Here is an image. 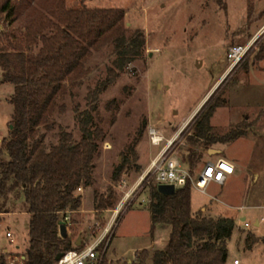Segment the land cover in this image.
Returning <instances> with one entry per match:
<instances>
[{
    "label": "rangeland",
    "instance_id": "rangeland-1",
    "mask_svg": "<svg viewBox=\"0 0 264 264\" xmlns=\"http://www.w3.org/2000/svg\"><path fill=\"white\" fill-rule=\"evenodd\" d=\"M10 1L15 4L22 0ZM3 2L0 0V5ZM80 6V0H65L68 10ZM86 7L124 11L125 26L130 34L142 31L146 46L141 60L120 73L97 100L92 94L109 78L108 69L113 65L114 55L112 48L93 53L88 59L83 84L75 88L74 96L67 102V113L56 116L52 132L44 131L47 143H57L62 131L59 126L80 140L75 108L97 107L95 121L104 132V141L99 143V155L93 161L92 186H83L82 191L76 192L83 199V213L71 215L68 223L71 240L78 242L82 237L84 245L92 244L112 220L113 210L122 198L112 174L123 156H130L131 164L122 176L129 186L161 153L167 140L179 132L171 150L174 158L183 161L184 151L192 146L187 137L194 117L205 104L219 103L221 106L211 119L218 134L224 136L238 129L245 136L226 146L214 144L209 151L220 147L227 156L236 157L243 174L230 179L222 188L213 184L207 195L192 189L191 210L194 216L234 217L236 225L242 227L236 228L229 242L227 264H234L236 260L239 264H264V222H261L264 219L261 209L264 207V58L260 56L264 41L259 40L243 63L232 70L226 57L231 46L248 43L264 25V0H89ZM10 22L7 13H0V43H6L20 27V19L13 26ZM14 89V85L3 83L0 68L3 140L10 135L13 105L9 100ZM205 98L208 104L197 110ZM150 128L163 134L165 140L161 146L151 143ZM203 159L197 173L212 160L205 151ZM256 174L259 175L257 181ZM111 189L120 198L115 207L108 211L94 210L96 197L107 196ZM148 193V187H143L135 202L120 214L110 247L99 249V258L93 264H137V256L143 251L154 252L166 247L172 228L165 223L152 226ZM8 206H11L10 216L0 215V252L19 251L22 255L28 250L30 215L21 200L15 202L12 198ZM238 206L247 209L242 216L251 227L246 228L239 222L240 212L235 209ZM256 220L261 222L259 228L254 225ZM248 232L259 239L252 250L246 249ZM8 233L12 234L11 239ZM146 264H153L151 258Z\"/></svg>",
    "mask_w": 264,
    "mask_h": 264
},
{
    "label": "trees",
    "instance_id": "trees-1",
    "mask_svg": "<svg viewBox=\"0 0 264 264\" xmlns=\"http://www.w3.org/2000/svg\"><path fill=\"white\" fill-rule=\"evenodd\" d=\"M80 1L81 6L73 10L66 9L65 0H22L15 4L4 0L0 5V13H7L11 20L10 26L20 19L17 32L0 43L3 83L15 86L9 100L13 105L10 135L0 145V214L11 213L8 204L13 198L21 200L30 215L25 259L13 262L20 255L0 252V264H57L59 254L79 249L70 237L61 238L59 224L61 213L81 208L78 188L93 184V161L99 155V143L104 141V132L95 121L97 107L75 108L80 140L59 126L62 131L57 143H47L44 131L52 132L56 116L67 113V102L83 84L93 53L112 48L114 55L109 78L97 86L94 100L144 53V33L130 34L124 11L88 9L89 0ZM260 56L264 58V46ZM220 106L205 104L194 117L187 137L192 146L182 156L192 174L212 145L245 136L238 129L218 134L211 119ZM122 158L112 174L118 184L131 164L128 154ZM147 187L152 226L165 223L172 230L163 250L143 251L137 264H146L149 258L153 264L228 263L229 242L237 228L233 218L194 216L190 183L173 194L159 192L156 183ZM119 200L111 189L107 196L96 197L94 210H112ZM246 243L247 249L255 244L250 232Z\"/></svg>",
    "mask_w": 264,
    "mask_h": 264
},
{
    "label": "built area",
    "instance_id": "built-area-1",
    "mask_svg": "<svg viewBox=\"0 0 264 264\" xmlns=\"http://www.w3.org/2000/svg\"><path fill=\"white\" fill-rule=\"evenodd\" d=\"M259 40L264 41V25L248 43L243 45H233L228 49L226 57H228L230 62L231 70L243 63L250 50L257 42H259ZM179 134L180 132L167 140L161 153L153 159L145 172L138 177L133 185L129 186L126 178L122 177L118 186L122 193V198L117 207L113 210L114 215L112 220L106 226L101 235L96 238L92 244L83 245L79 247V249L65 252L62 259L57 262V264L95 263L99 258V249L106 248L107 250L110 247L109 245L114 231L113 228L116 225V221L120 217V214L135 202L139 191L143 189V187L145 188V186H149L151 183H156L158 186H173L175 190L190 183L192 189L198 190L200 193L207 195L206 191L213 183L222 186L227 182L229 176L235 172V166L225 159L208 162L203 166L199 173L195 171V173L192 174L191 171L184 166L182 161L174 158L171 149L176 144ZM149 137L151 143L158 147L161 146L162 142L165 140L163 134L159 133L158 130L154 128L149 129ZM2 141L3 139L1 138L0 133V145L2 144ZM78 190L81 191L82 188H78ZM149 202L150 199H148V203ZM61 214L60 223L63 221L66 223V226H68V223L72 220L71 213L66 212ZM262 222H264V219H262ZM243 224L246 228L251 227L248 222H244ZM7 237L11 239L12 234L8 233ZM11 242L13 243L14 241L11 240ZM238 263L239 262L236 260L235 264Z\"/></svg>",
    "mask_w": 264,
    "mask_h": 264
},
{
    "label": "crops",
    "instance_id": "crops-1",
    "mask_svg": "<svg viewBox=\"0 0 264 264\" xmlns=\"http://www.w3.org/2000/svg\"><path fill=\"white\" fill-rule=\"evenodd\" d=\"M206 98H208V97H206ZM204 99L201 103H200V105L197 107V110H199V108L202 106V105H204L206 102H207V99ZM196 110V111H197ZM195 111V112H196ZM195 112L191 115V116H189L186 120H185V122L183 123V125L187 122V121H189L193 116H194V114H195ZM182 126V125H181ZM229 143H232V142H229ZM226 145H228V144H224L223 146H226ZM208 155L211 157V159L212 160H210L209 162H212V161H217L218 159H225V160H227L228 162H231L234 166H235V172L231 175V176H229V179L227 180V182L224 184V185H218V184H215V183H213V184H215L218 188H222V187H224L228 182H229V180L230 179H232V178H234V177H236L237 176V178L239 177V174H243V171H242V169H241V166H240V163H239V160L236 158V157H234V156H231V155H229V156H227L226 154H225V152L222 150V148H217L216 150H212V151H208ZM214 158V159H213ZM208 163V162H207ZM205 165V164H204ZM259 178V175L258 174H256V178H255V180L257 181V179ZM212 184V185H213ZM212 185H210L209 187H208V189L212 186ZM207 189V190H208ZM82 191V190H81ZM206 193H207V191H206ZM208 194V193H207ZM82 206H83V199H82ZM81 206V207H82ZM224 206V205H223ZM227 208V207H226ZM259 208H261V207H259ZM238 212H240V214H239V222H241V223H244V222H246V218L244 217V216H242V214L247 210L245 207H243V206H238V207H236L235 208ZM261 209H263V208H261ZM264 210V209H263ZM206 211V210H205ZM71 213V215L74 213V214H78V213H83V210H82V208H80L78 211H76V212H70ZM0 215H3V214H0ZM6 215H8V216H10V213H8V214H6ZM72 217V216H71ZM215 218H218V217H223V216H214ZM230 218H233L234 220H235V218L234 217H230ZM72 219V218H71ZM235 222H236V220H235ZM261 222H262V220H261ZM261 222H259L258 220H256L255 221V223H254V225H255V227H260L261 225H260V223ZM237 226V225H236ZM239 229H241L242 227L241 226H237ZM246 227V226H245ZM67 230H68V237H72V235H71V230H69V225L67 226ZM252 235L254 236V238L256 239L255 240V244H253V246H252V248L251 249H249V250H252L253 248H254V246L258 243V241H259V239H257L256 238V236L252 233ZM80 239V244H83L84 243V240H83V238L82 237H80L79 238ZM79 241V240H78ZM263 242H264V238H263ZM84 245V244H83ZM246 249H247V247H246ZM4 253H9L8 251H5ZM14 253V252H13ZM15 254H17V255H20L19 254V251H15ZM24 254L25 253H23L22 255H20L19 257H16L17 259L18 258H20L21 260H24L25 259V257H24ZM131 263V262H130ZM234 264H235V261H234ZM239 264V263H238Z\"/></svg>",
    "mask_w": 264,
    "mask_h": 264
},
{
    "label": "water",
    "instance_id": "water-1",
    "mask_svg": "<svg viewBox=\"0 0 264 264\" xmlns=\"http://www.w3.org/2000/svg\"><path fill=\"white\" fill-rule=\"evenodd\" d=\"M225 80V79H224ZM219 86V85H218ZM218 86L213 90V92L211 93L209 99L211 98V96L216 92ZM207 103V102H206ZM159 192L161 193H164V194H173L175 192V188L173 186H168V185H162V187L159 188ZM59 231H60V236L61 238H67L68 237V230H67V226H66V223L65 222H61L59 224ZM81 244H80V239L79 241L77 242V245L76 247H80ZM64 253L62 254H59L57 257H56V262H59L62 257H63Z\"/></svg>",
    "mask_w": 264,
    "mask_h": 264
}]
</instances>
